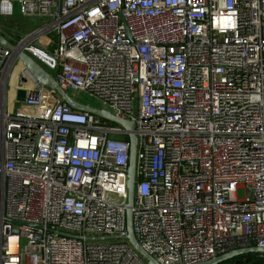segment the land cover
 I'll use <instances>...</instances> for the list:
<instances>
[{
    "label": "built area",
    "instance_id": "2783aa9c",
    "mask_svg": "<svg viewBox=\"0 0 264 264\" xmlns=\"http://www.w3.org/2000/svg\"><path fill=\"white\" fill-rule=\"evenodd\" d=\"M0 33L135 123L133 231L159 264L264 248V0H0ZM125 136L0 44V264H148Z\"/></svg>",
    "mask_w": 264,
    "mask_h": 264
},
{
    "label": "water",
    "instance_id": "95a60500",
    "mask_svg": "<svg viewBox=\"0 0 264 264\" xmlns=\"http://www.w3.org/2000/svg\"><path fill=\"white\" fill-rule=\"evenodd\" d=\"M0 44L11 50L22 67L28 70L36 80L49 90L54 91L62 100H64L69 106L74 109L85 111L102 119L108 120L127 132L129 140V165L127 170V202L125 204V217H126V231L125 238L133 245L138 253H140L148 262V264H159L149 253H147L138 243L134 231L132 222V205L134 199L135 189V169H136V149H137V137L134 133L135 123L133 121L121 118L112 114L109 110L103 108L93 107L87 103H81L70 96L56 81L51 73L43 68L36 60L30 55L24 52L21 48H18L14 43L9 41L3 34L0 33ZM25 93L23 91L17 92V99L24 100ZM264 253V248L260 247H248L236 249L201 262L199 264H220L224 261L230 260L240 255L246 254H259Z\"/></svg>",
    "mask_w": 264,
    "mask_h": 264
},
{
    "label": "rangeland",
    "instance_id": "374dc122",
    "mask_svg": "<svg viewBox=\"0 0 264 264\" xmlns=\"http://www.w3.org/2000/svg\"><path fill=\"white\" fill-rule=\"evenodd\" d=\"M16 13H18V11L16 10L15 11ZM24 27H21V32H25L26 29H23ZM47 38H48V35H44L42 36L41 38H37L36 39V45L38 46H41V45H44L45 42L47 41ZM75 100H77L78 102H81V103H87L93 107H97V108H100L102 107L101 103L94 99V98H91L89 97L88 95H85V94H82V93H72V92H68ZM244 195V190L243 189H239L237 191V197L238 198H242ZM114 200H117L115 197H112ZM226 262V261H224ZM224 264H232V263H224Z\"/></svg>",
    "mask_w": 264,
    "mask_h": 264
},
{
    "label": "crops",
    "instance_id": "0c3cea01",
    "mask_svg": "<svg viewBox=\"0 0 264 264\" xmlns=\"http://www.w3.org/2000/svg\"><path fill=\"white\" fill-rule=\"evenodd\" d=\"M7 22H8L7 26L9 28L17 30V31L21 30V27H24L23 29H26L25 31H31L39 27L42 23L41 21L39 22L37 20L24 18L20 16L19 14H17L14 18H12L11 20ZM47 42L48 41H46L45 44H47Z\"/></svg>",
    "mask_w": 264,
    "mask_h": 264
},
{
    "label": "trees",
    "instance_id": "16d2710c",
    "mask_svg": "<svg viewBox=\"0 0 264 264\" xmlns=\"http://www.w3.org/2000/svg\"><path fill=\"white\" fill-rule=\"evenodd\" d=\"M125 140H128V137H124ZM224 263H232V264H264V258L260 254H246V255H240L235 258H232L230 260H227L226 262H222L220 264Z\"/></svg>",
    "mask_w": 264,
    "mask_h": 264
}]
</instances>
